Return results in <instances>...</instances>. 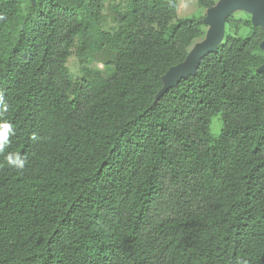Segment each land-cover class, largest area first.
I'll return each instance as SVG.
<instances>
[{"label": "trees", "instance_id": "trees-1", "mask_svg": "<svg viewBox=\"0 0 264 264\" xmlns=\"http://www.w3.org/2000/svg\"><path fill=\"white\" fill-rule=\"evenodd\" d=\"M106 1L0 0V264H264V29L230 15L155 103L206 15L111 0L110 31Z\"/></svg>", "mask_w": 264, "mask_h": 264}, {"label": "water", "instance_id": "water-1", "mask_svg": "<svg viewBox=\"0 0 264 264\" xmlns=\"http://www.w3.org/2000/svg\"><path fill=\"white\" fill-rule=\"evenodd\" d=\"M33 4L37 0H32ZM237 11H246L252 15L253 24L264 29V0H219L215 6L207 10L203 22L208 25L206 37L196 42L185 61L168 69L163 76L164 86L157 94L155 103L176 86L182 79L195 76L202 59L208 54L217 52L225 38L227 18ZM264 51V40L261 43ZM264 72V64L258 69Z\"/></svg>", "mask_w": 264, "mask_h": 264}, {"label": "rangeland", "instance_id": "rangeland-1", "mask_svg": "<svg viewBox=\"0 0 264 264\" xmlns=\"http://www.w3.org/2000/svg\"><path fill=\"white\" fill-rule=\"evenodd\" d=\"M116 1H118V0H116ZM218 1L219 0H217V2ZM112 2H114V1H112ZM110 3H111V0H107L105 2V9H104L105 27H106V29H108L110 31H114L117 29L118 25H117V23H115L111 19V16L108 14L107 7H108V4H110ZM202 14L207 15V12H205V10H203L201 7L198 6L197 0H179V9H178V16L179 17H193V16L198 17ZM207 30H208V25L206 26V31ZM67 65H68L70 72L73 75V77L79 78V79L83 78L85 76L86 72H88V71H90V72L91 71H97V70L104 71L106 69V66L100 62H92V63H90L84 67L80 64V62H79V60L75 54H72L69 57ZM220 123L221 122L219 121L218 117L213 118V123H212V131L213 132H217L219 130ZM169 211H170V209L166 205H164L161 216L168 214Z\"/></svg>", "mask_w": 264, "mask_h": 264}, {"label": "clouds", "instance_id": "clouds-1", "mask_svg": "<svg viewBox=\"0 0 264 264\" xmlns=\"http://www.w3.org/2000/svg\"><path fill=\"white\" fill-rule=\"evenodd\" d=\"M12 125L7 121H0V151H3L4 147L8 144V136L12 133ZM7 162L9 165L22 169L25 164V160L21 158L18 153L9 154L7 156Z\"/></svg>", "mask_w": 264, "mask_h": 264}]
</instances>
